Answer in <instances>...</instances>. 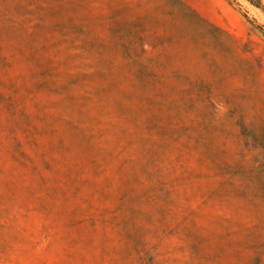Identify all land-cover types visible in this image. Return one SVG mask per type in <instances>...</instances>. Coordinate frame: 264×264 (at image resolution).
Returning <instances> with one entry per match:
<instances>
[{"label":"rangeland","instance_id":"1","mask_svg":"<svg viewBox=\"0 0 264 264\" xmlns=\"http://www.w3.org/2000/svg\"><path fill=\"white\" fill-rule=\"evenodd\" d=\"M0 264H264V0H0Z\"/></svg>","mask_w":264,"mask_h":264}]
</instances>
